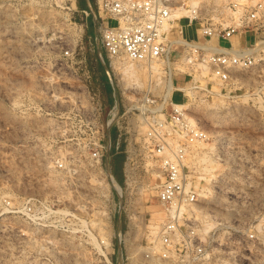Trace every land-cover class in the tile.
<instances>
[{
	"label": "rangeland",
	"instance_id": "1",
	"mask_svg": "<svg viewBox=\"0 0 264 264\" xmlns=\"http://www.w3.org/2000/svg\"><path fill=\"white\" fill-rule=\"evenodd\" d=\"M91 10L99 15L95 0H0V264H172L151 246L166 215L148 188L152 142L135 111L146 93L184 105L206 136L185 158L199 193L186 225L210 264H264V47L226 80L206 64L162 65L164 77L130 62L110 69ZM241 36L236 49L264 41ZM161 76L189 88L165 99Z\"/></svg>",
	"mask_w": 264,
	"mask_h": 264
},
{
	"label": "built area",
	"instance_id": "2",
	"mask_svg": "<svg viewBox=\"0 0 264 264\" xmlns=\"http://www.w3.org/2000/svg\"><path fill=\"white\" fill-rule=\"evenodd\" d=\"M95 5L99 13L96 16L91 10L97 22L95 41L110 69L113 63L122 62L164 64L165 60L172 61L174 54L182 60L186 58L185 63L190 67L201 65L206 58V65L216 71L219 79L226 80L232 67L245 68L250 64L247 48H234L232 39L242 34L264 39L262 2L95 0ZM100 12L105 14L106 19ZM98 58L105 63L100 53ZM108 78L111 81L109 75ZM92 98L98 102L99 96L94 93ZM149 99L145 101V111L138 107L135 111L139 112L147 126L146 140L152 142L149 144L152 150L148 149V152L154 160L150 175L155 177V181L153 186L149 183L148 188L153 191L155 201L167 216L151 245L160 247L156 254L159 259L172 264H210L204 246L197 241L194 230L186 225V216L197 201L198 193L191 183L185 158L189 147L203 141L206 136L188 121L185 111L172 102L163 100L158 104L156 98ZM164 102L169 104V111L163 106ZM116 113L119 114L118 111ZM114 116L112 112L111 119ZM93 157L101 160L102 155L94 152ZM133 170V166L125 165L123 175L127 185L135 180Z\"/></svg>",
	"mask_w": 264,
	"mask_h": 264
},
{
	"label": "bare ground",
	"instance_id": "3",
	"mask_svg": "<svg viewBox=\"0 0 264 264\" xmlns=\"http://www.w3.org/2000/svg\"><path fill=\"white\" fill-rule=\"evenodd\" d=\"M264 47V41H256L255 42V44L249 49V50H247V51H249L250 53L251 52H257L258 50H261L262 48ZM204 60H205V62H201V64L202 65H205L206 64V58H204ZM183 61H184V66L186 65V58H184L183 60H182V62L180 63V62H172L171 60H165V62H164V64H162V63H158V62H150V63H147V64H145V65H143V64H136L135 65V67L137 66V67H140V66H144V67H146V71L148 72V74H150L149 76H151V73L153 74V73H157L159 76H160V74L162 73V76L164 77V75H163V69H162V71H161V69H160V66H162V65H166V74H169V72H170V68H168V67H170V66H172V64H174V65H176V66H178L179 67V70L181 71L182 69H180L181 68V64L183 63ZM127 63V62H126ZM204 63V64H203ZM123 64H124V62H123ZM127 65V64H126ZM173 65V66H174ZM201 65V66H202ZM128 67H132V65H129L128 64ZM133 67H134V65H133ZM132 67V68H133ZM175 67V66H174ZM177 67V68H178ZM188 67V66H187ZM200 67V66H199ZM183 68V67H182ZM192 69V68H191ZM136 70V69H135ZM195 70V69H194ZM197 70V69H196ZM130 71H132L131 70V68L129 69V73H130ZM134 71V70H133ZM137 71H138V68H137ZM183 71V70H182ZM186 72H187V70H186ZM135 73V72H134ZM124 74H125V72H124ZM133 75V74H132ZM131 75V76H132ZM160 77L161 78V81H159L158 82V85L160 86V87H163V85L165 84V82H164V79L165 78H163V77ZM168 76V75H167ZM166 76V77H167ZM169 77H171V76H169ZM148 78H150V77H148ZM156 78H159L158 76L156 77ZM172 78V77H171ZM170 78V79H171ZM137 80V79H136ZM135 80V81H136ZM139 80V79H138ZM155 80V79H154ZM158 80V79H157ZM139 82V81H138ZM149 84H148V91L147 92H150L149 90L153 87V86H151V82H150V80H149V82H148ZM136 85V84H135ZM143 85V84H142ZM176 85V84H175ZM188 85V84H187ZM133 86H134V84H133ZM138 87V86H137ZM141 87V86H140ZM156 87V86H155ZM165 91H164V97H165V99H167V97H168V95H169V92L170 93H172L174 90H176L177 88L179 89V90H183V91H187L188 90V88L189 87H187L186 85L185 86H183V87H175L174 85H172V81L171 80H169V82H167L166 84H165ZM147 93H146V95L144 96V98H143V100L140 102V110L143 112V111H145L147 108H146V105H145V101L148 99V100H150L149 98H147ZM173 105H175V107H177V108H179V109H181V110H183V108L185 107L184 105H182V104H176V103H174ZM114 111V118L113 119H115L116 117H117V113L115 114V112H117V110H113ZM140 126V125H139ZM142 130V129H141ZM204 158V157H203ZM202 158V159H203ZM205 161L206 162H208V164H210L211 163V161H210V163H209V161H207V159H205ZM201 162H204V160L202 161L201 160ZM145 165H146V163H145ZM144 165V166H145ZM212 165V164H211ZM105 175V174H104ZM106 177H107V180H109V182H110V184L111 185H115V186H117L118 188H120L119 186V183L116 181V179L113 177V175L111 174V173H109V172H107L106 173ZM197 178V177H196ZM191 183H192V180H191ZM146 186V185H145ZM117 188V189H118ZM147 189V188H146ZM199 194V193H198ZM189 210H191V207H190V209ZM162 213H164V211H161ZM185 212H188V211H185ZM191 212H188V214H190ZM157 215V214H156ZM156 215H154V216H156ZM195 215V214H194ZM193 215V216H194ZM159 216V215H158ZM161 217H163V216H161ZM160 217V218H161ZM187 217V216H186ZM159 218V217H158ZM159 218V219H160ZM156 219V218H155ZM166 219H167V216H166ZM203 219V218H202ZM192 221V220H191ZM83 224V223H82ZM86 225V224H85ZM210 225H212L211 223L210 224H205V229L204 230H202L203 231V233L205 234V233H207L206 231H208L209 232V230H211L210 228H211V226ZM84 226V225H83ZM85 227V226H84ZM86 228V227H85ZM160 230V229H159ZM200 230V231H201ZM199 231V232H200ZM157 235V234H156ZM104 236V235H103ZM155 237V236H154ZM102 238H104V239H102ZM101 239L103 240V241H101V242H103L102 244H106V245H108L109 244V237L108 236H106V238L105 237H102ZM91 241H93L94 243H95V245H96V247L98 248V250L101 252V250L99 249L100 248V245L95 241V239L93 238V240H91ZM152 246V245H151ZM103 252V251H102ZM101 252V253H102ZM140 253V252H139ZM150 262V261H149ZM147 263V262H146ZM132 264V263H131ZM151 264V263H150Z\"/></svg>",
	"mask_w": 264,
	"mask_h": 264
},
{
	"label": "trees",
	"instance_id": "4",
	"mask_svg": "<svg viewBox=\"0 0 264 264\" xmlns=\"http://www.w3.org/2000/svg\"><path fill=\"white\" fill-rule=\"evenodd\" d=\"M115 171H116V173H118L117 170H116V168L114 167V168H113V172H114L113 174H114V175H115ZM118 176H119V175H118ZM115 177H116V176H115ZM116 179H117V178H116ZM117 181H118V182H121V178H120V176H119V180L117 179Z\"/></svg>",
	"mask_w": 264,
	"mask_h": 264
},
{
	"label": "crops",
	"instance_id": "5",
	"mask_svg": "<svg viewBox=\"0 0 264 264\" xmlns=\"http://www.w3.org/2000/svg\"><path fill=\"white\" fill-rule=\"evenodd\" d=\"M241 37H242V36H239V37H236V38L239 39V38H241ZM236 38H235V39H236ZM177 85H178V84H177ZM174 92H179V89L177 88L176 90H174L172 94H174Z\"/></svg>",
	"mask_w": 264,
	"mask_h": 264
}]
</instances>
